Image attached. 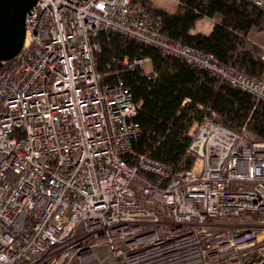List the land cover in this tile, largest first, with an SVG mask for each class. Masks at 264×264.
Masks as SVG:
<instances>
[{
	"label": "built area",
	"instance_id": "obj_1",
	"mask_svg": "<svg viewBox=\"0 0 264 264\" xmlns=\"http://www.w3.org/2000/svg\"><path fill=\"white\" fill-rule=\"evenodd\" d=\"M26 29L0 67V264H264V142L206 115L192 168L129 164L141 102L104 83L96 39L120 34L264 104L263 78L170 38L141 0H38ZM149 62L125 64L155 80Z\"/></svg>",
	"mask_w": 264,
	"mask_h": 264
},
{
	"label": "trees",
	"instance_id": "obj_2",
	"mask_svg": "<svg viewBox=\"0 0 264 264\" xmlns=\"http://www.w3.org/2000/svg\"><path fill=\"white\" fill-rule=\"evenodd\" d=\"M178 1L183 6L179 13L157 12L164 34L211 54L220 63L235 66L250 77L264 79V51L249 40L252 29L264 27L261 7L249 0ZM215 15H221L223 20L210 35L191 34L199 19ZM96 40L100 45L97 68L106 75L104 83L121 81L133 100L141 102L135 119L140 134L132 141V152L124 156L129 164L148 155L175 169L192 168L195 157L187 152L191 131L206 115L233 131H245L255 141L264 142V104L257 103L250 94L120 34L101 32ZM145 58L153 65L155 80L148 79L140 67L132 70L128 66ZM14 61L9 60V64Z\"/></svg>",
	"mask_w": 264,
	"mask_h": 264
},
{
	"label": "water",
	"instance_id": "obj_3",
	"mask_svg": "<svg viewBox=\"0 0 264 264\" xmlns=\"http://www.w3.org/2000/svg\"><path fill=\"white\" fill-rule=\"evenodd\" d=\"M38 0H0V67L15 59L26 40V18Z\"/></svg>",
	"mask_w": 264,
	"mask_h": 264
},
{
	"label": "crops",
	"instance_id": "obj_4",
	"mask_svg": "<svg viewBox=\"0 0 264 264\" xmlns=\"http://www.w3.org/2000/svg\"><path fill=\"white\" fill-rule=\"evenodd\" d=\"M145 4H147L150 9L154 12H165L168 14H176L182 11L183 6L178 0H141ZM223 20V17L221 15H215L214 17H203L199 19L194 28L191 30V34L197 35H210L212 31L214 30L215 26L217 24H220ZM260 28H254L251 30L249 34V40L251 43H254L262 48V44L257 43L259 39H256L255 36L257 33H259ZM262 42V41H261ZM149 67L148 70H153V65L151 62L148 63Z\"/></svg>",
	"mask_w": 264,
	"mask_h": 264
},
{
	"label": "rangeland",
	"instance_id": "obj_5",
	"mask_svg": "<svg viewBox=\"0 0 264 264\" xmlns=\"http://www.w3.org/2000/svg\"><path fill=\"white\" fill-rule=\"evenodd\" d=\"M255 37H256L255 41H256V39H259V40H257L258 41L257 43H260V45L262 44V46L264 47V27L260 28L259 33H257ZM148 67H149V65L147 64V68Z\"/></svg>",
	"mask_w": 264,
	"mask_h": 264
}]
</instances>
